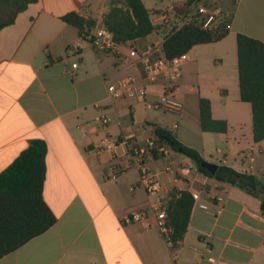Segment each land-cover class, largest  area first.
I'll return each mask as SVG.
<instances>
[{
	"label": "crops",
	"instance_id": "1",
	"mask_svg": "<svg viewBox=\"0 0 264 264\" xmlns=\"http://www.w3.org/2000/svg\"><path fill=\"white\" fill-rule=\"evenodd\" d=\"M206 1L230 13L228 34L188 52L177 83L182 112L164 113L171 116L165 121L148 116L150 109L136 97L115 99L107 91V81L133 76L145 88L146 100L155 101L162 83L150 84L139 70L121 68L62 20L76 13L95 23L92 31L105 24L112 0H38L0 31V174L34 141H44L43 199L57 218L0 264H207L201 253L214 257L216 264H264L262 190L252 193L195 173L196 164L173 150L157 157L151 166L162 185L159 198L187 191L211 208L192 206L174 259L156 228L122 222L126 214L159 198L130 190L139 180L135 169L123 172L117 181L108 180L114 160L110 154L95 153L106 135L128 136L132 144L142 145L155 136L158 125L197 150L204 161L252 175L264 185V140L254 142L251 104L240 99L237 58L238 34L264 43V0ZM162 6H146L151 19ZM152 35L158 40H148L150 35L133 46L159 44L160 36ZM200 98L210 101L214 120L227 122L226 133L201 130ZM101 116L110 119L106 131L99 127ZM167 165L172 173L165 172ZM187 166L193 168L191 174L181 175Z\"/></svg>",
	"mask_w": 264,
	"mask_h": 264
},
{
	"label": "trees",
	"instance_id": "2",
	"mask_svg": "<svg viewBox=\"0 0 264 264\" xmlns=\"http://www.w3.org/2000/svg\"><path fill=\"white\" fill-rule=\"evenodd\" d=\"M37 1L0 0V31L13 25L18 15ZM121 6L125 7L124 12ZM62 20L77 28L82 36L95 24L73 12L63 16ZM105 25L119 44L130 43L133 46L135 40L154 33L163 36V52L169 59L188 53L195 46L216 43L228 34V30L213 34L193 25L184 26L174 33L166 27H155L143 0H123V3L112 0ZM237 58L240 99L251 104L254 142L259 143L264 140V43L238 34ZM199 110L203 132H227L226 121L212 118L208 99H199ZM154 133L166 141L173 151L192 160L200 173L252 193L262 190L261 211L264 213V185L256 177L238 173L226 166H219L216 174L212 175L201 166L204 160L199 152L183 145L171 131L154 125ZM33 143L0 174V259L43 234L57 222L43 199L47 145L42 140ZM169 198L168 216L174 230L173 241L178 248L189 224L194 197L187 191L174 190Z\"/></svg>",
	"mask_w": 264,
	"mask_h": 264
},
{
	"label": "built area",
	"instance_id": "3",
	"mask_svg": "<svg viewBox=\"0 0 264 264\" xmlns=\"http://www.w3.org/2000/svg\"><path fill=\"white\" fill-rule=\"evenodd\" d=\"M231 15L221 5L206 0H165V4L158 14L153 15L151 23L155 27H166L171 33L177 32L184 26L193 25L203 31L213 34H222L228 30ZM83 37L89 41L90 46L96 51L113 57L116 64L121 68H134L139 70L145 81L150 84L162 83V91L155 101L146 100V90L138 85L133 76H128L117 83L107 81V91L115 99H128L136 97L147 109L159 110L163 113L179 116L183 109V104L178 96L177 83L182 77L183 66L188 61V53L179 57L169 59L163 52V42L165 38L160 36V43L149 45L144 49H138L130 43L119 44L115 40L113 32L104 24H98L92 31ZM125 45L128 50L123 52L121 46ZM72 69L78 67L77 63L72 64ZM99 127L106 131L110 124V119L106 116L98 118ZM173 128L177 124H173ZM121 148V154L119 149ZM169 144L156 135L145 140L142 145H134L128 136L113 137L106 135L95 148L97 155L110 154L114 160L106 174V178L117 181L119 176L130 169L138 172L139 180L136 185L130 187L132 192L143 190L148 197L159 198L162 185L157 173L152 169V162L157 157H164L171 151ZM193 168L191 166L181 168V175L188 176ZM166 173H172L173 168L167 165ZM199 171L195 169V173ZM193 206L202 211H211V208L199 202L196 194ZM170 208V198H159L151 203L149 207L133 211L122 218L126 224H140L146 229L156 228L165 244L173 250V258L176 259V244L173 241V227L171 225L168 210ZM207 264H216L214 257H204L201 253V260Z\"/></svg>",
	"mask_w": 264,
	"mask_h": 264
},
{
	"label": "rangeland",
	"instance_id": "4",
	"mask_svg": "<svg viewBox=\"0 0 264 264\" xmlns=\"http://www.w3.org/2000/svg\"><path fill=\"white\" fill-rule=\"evenodd\" d=\"M121 1L123 3V0H118V3H121ZM143 1L145 2L146 6L149 9L159 8L162 6V1L164 2V0H143ZM121 7H122L121 10L124 12L125 7L124 6H121ZM152 39H157V38H156V36L151 35L148 40H152ZM152 45H154V44H152ZM146 46H147V44L143 48H141V50L144 49ZM146 113L148 116L153 117V118H155V120L157 119L159 121H163V120L165 121L167 119L169 120V118H167V117H171L170 115L164 114L162 111H159V110H146Z\"/></svg>",
	"mask_w": 264,
	"mask_h": 264
},
{
	"label": "water",
	"instance_id": "5",
	"mask_svg": "<svg viewBox=\"0 0 264 264\" xmlns=\"http://www.w3.org/2000/svg\"><path fill=\"white\" fill-rule=\"evenodd\" d=\"M33 144L35 145L36 143H33ZM201 166L204 169L208 170L212 175H215L216 172L218 171V168H219V166L217 164L210 163V162H207V161H203L201 163Z\"/></svg>",
	"mask_w": 264,
	"mask_h": 264
}]
</instances>
